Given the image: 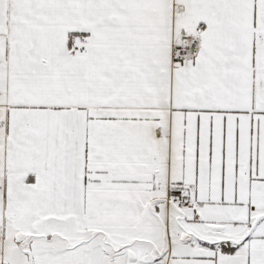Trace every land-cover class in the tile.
<instances>
[{"label":"snow or ice","instance_id":"obj_1","mask_svg":"<svg viewBox=\"0 0 264 264\" xmlns=\"http://www.w3.org/2000/svg\"><path fill=\"white\" fill-rule=\"evenodd\" d=\"M0 264H264V0H0Z\"/></svg>","mask_w":264,"mask_h":264}]
</instances>
